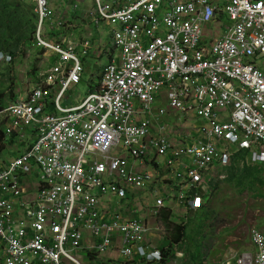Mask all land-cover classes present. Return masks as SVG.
<instances>
[{"label":"built area","instance_id":"2783aa9c","mask_svg":"<svg viewBox=\"0 0 264 264\" xmlns=\"http://www.w3.org/2000/svg\"><path fill=\"white\" fill-rule=\"evenodd\" d=\"M36 1L42 26L51 9ZM90 1L92 20L112 28L119 52L98 84L64 106L83 74L77 46L46 42L39 27L60 61L41 89L0 111L11 118L8 134L35 126L28 149L0 163V264L160 261L128 192L154 193V216L167 202L196 209L209 171L229 166L236 152L264 162V0ZM219 27L223 35L213 37ZM161 93L173 112L200 121L175 143L165 110L153 114ZM158 158L173 182L151 191L157 174L138 166ZM30 173L40 179L35 196L22 182ZM250 238L252 250L211 264H264V232L253 228Z\"/></svg>","mask_w":264,"mask_h":264},{"label":"rangeland","instance_id":"374dc122","mask_svg":"<svg viewBox=\"0 0 264 264\" xmlns=\"http://www.w3.org/2000/svg\"><path fill=\"white\" fill-rule=\"evenodd\" d=\"M52 1L56 6H63L60 0ZM70 1L72 3L70 7L75 11L69 20H73V17L84 18L85 13L92 9V3L89 1L77 4L73 0ZM21 2L25 7L29 4ZM75 6H78L77 10ZM31 7L33 9L34 5ZM53 18L56 16L54 15ZM80 24L85 29H76L74 39L79 40L83 33L87 37H90V33H94L93 42L95 38L100 39L101 45H104L110 53L109 28L106 26L97 27L88 19ZM48 31L51 29L46 20L44 38L50 39ZM59 32L65 34L63 27L57 25L54 33ZM223 33V28H220L214 31L213 37H220ZM31 36L32 38L24 43L23 53H18L19 55L9 63L3 62L2 64L0 62V104H7L16 96L24 94L29 88V84H33L37 79L39 72H42L50 64V58H47L45 49L37 46L36 42L34 43L33 34ZM69 36L71 35L69 34ZM95 54H98L99 57L89 56L83 60L85 74L80 85L72 87L67 92L69 104L76 105L81 102L98 84L99 76L108 63V57L104 54L100 55L99 51H96ZM114 54L116 53L114 52ZM260 66L264 67V58L260 60ZM36 68L39 70L36 71ZM63 103L68 104V101L64 100ZM157 108H168L163 94L159 96L153 114ZM178 115L170 113L169 116L163 118V122L171 128L174 138L179 133L190 136L194 130L187 123L193 125V123H198L199 119L188 118L182 122ZM24 132L27 136L26 142H17L15 138L7 137V150L0 153V162L10 161L14 156L24 153L28 149L32 142V130L25 129ZM248 164L245 161L243 164L239 161L231 162L228 168L219 172L223 178L214 175L207 182L208 192L204 195L205 197L203 196L199 209L189 214L188 219L184 222L186 238L180 245L170 247L169 253L172 257L167 262H143L134 259V263L131 264H211L219 262L231 254L252 250L251 230L257 228L264 232V165ZM245 172L246 178L243 175ZM29 182L34 184L38 183V180ZM132 193L138 195L139 191H132ZM199 195L202 196V194ZM115 201L113 199V202ZM142 201L148 202L147 196ZM140 207L143 209V206L140 205ZM144 213L146 212H142V217L145 218L148 227L153 230L157 223L159 228H163L152 233L153 238L157 237L152 242L155 247L162 249L171 245V230L167 229L165 225L162 226L155 218L147 217ZM184 214V209H177L173 218L177 223H181V219L184 220ZM111 257L117 260L116 256Z\"/></svg>","mask_w":264,"mask_h":264},{"label":"clouds","instance_id":"9594fccd","mask_svg":"<svg viewBox=\"0 0 264 264\" xmlns=\"http://www.w3.org/2000/svg\"><path fill=\"white\" fill-rule=\"evenodd\" d=\"M21 1L29 3L28 6L27 7L23 6V3ZM47 1H48V4H49V7L51 9V12H50V15L47 18H45V20L43 21L42 26L39 25V17H38V13L36 11V8H37V1L36 0H17L16 1L17 4L11 10V12L9 13L10 14L9 17L12 20H14L15 22L19 23V26L17 27V33H20V34L28 33L30 35L29 40H30V38H32L31 34H33L34 43L36 42L37 46H40L41 48H44L45 49V51L47 53V58L48 57L50 58V59L48 58L50 60L49 61L50 64L42 72H39V75H38L37 79H35V81H34L33 84L32 83L29 84V88L26 90V92L24 94H22L20 96L19 95L16 96L14 99H12L11 101L7 102V104H0V111L3 110L4 108H6L11 103H14V101H16L17 99H20V98L21 99L22 98L25 99L28 95H30L32 93L33 90L41 89L40 86H42V85H40V84L43 83V75L47 71H49L51 68L55 67V65L58 64L59 61H60L59 56H56L50 48H48L47 46H45L43 43L40 42L39 37H38L39 27H40V38L42 40H45L46 42H50V43H54V44H59V43H63L64 40H69V41H72V42H74L76 44V46H77V52H78V55H79L80 60H81V65L83 66V74H82L81 82H82L83 76L85 74V67L83 65V60L85 58L91 56V54H93L92 51H93V48L94 47L99 48L98 47V44L101 45V40L100 39H96L95 38V41L93 42L94 33H90V37H88V38L81 37L79 39L80 41L73 38L74 32H75L74 29H73V23H74L75 19L69 20V18L71 17V15L74 13L75 10L71 9L70 6L72 5V3H71L70 0H60V3L63 5L61 7L60 6H56L52 0H47ZM73 1H75L76 4L78 2H81V3H85L87 1L91 2L90 0H73ZM91 3H92V9L89 12L85 13L84 17H86V19H84V18L83 19L85 21H87V19H88L90 21V23H93V24L97 25V27H100V26L105 27L106 26L107 28L110 29V45H109L110 46V53H108V49L104 45L103 46L101 45L103 48L102 49H99V54L100 55H103L104 54V55H106L108 57V63L107 64H109L112 59L119 58L118 49H115L113 47V30H112L111 27H109L107 25L97 24L96 22H94L92 20V18H91V12L94 9V4H93V2H91ZM31 5H34L33 9L31 7ZM67 6H69L68 11H69V14L70 15H66L65 14V10H66V7ZM75 9L77 10L78 9V6H75ZM58 12H62V14H59ZM54 15L56 16V18H53ZM31 17H32V19H31ZM46 20L48 21L49 27L51 29V31H48L49 33H47L48 36L50 37V39L44 38V36H45L44 35V30H45V21ZM80 23H82V22H80ZM57 25L63 27V30H65V34H62L60 32L59 33H54L55 27ZM30 28L32 29V32H29V29ZM220 28H222V27H219V29ZM69 30H71V31H69ZM214 31H213V33H214ZM69 34L71 36H69ZM82 38H86V39H82ZM26 41L27 40H24V41H12L9 45H6V47H7L6 49L0 50V62L2 64H3V62L9 63L13 59H15L16 56L19 55L18 53H20V54L23 53L24 52V43ZM77 41H79V42H77ZM96 41H98V42H96ZM86 43H89L90 45L86 48V53H85V47L84 46H85ZM96 48H95V50H96ZM95 50H94V52H95ZM114 52L116 54H114ZM93 57H95V56H93ZM95 58H98V57H95ZM257 65H259V67L261 69H264V67H261L260 66V61L257 62ZM35 70L37 71L39 69L36 68ZM98 82H99V80H98ZM80 83L78 85H80ZM78 85H74L72 87H76ZM58 93H59V90H57L56 93L55 92H52L51 95H50V97L48 98V102H47L48 111H50L52 114H54V110L52 109V106H53V104L55 102V99H56ZM161 94H163V93H161ZM66 97L68 99H66L64 97V99L62 100L61 103L64 106H68V107L75 106V105L69 104V97L68 96H66ZM64 100H66V102L68 101V104L67 103L64 104L63 103ZM158 101H159V98L157 99V102ZM81 102H79L77 104H80ZM156 103H154V106L152 107L153 108L152 109L153 111L155 110V104ZM167 105H168V103H167ZM159 109H163V108H157V111ZM163 110H165V112H166V114L163 116V118L169 116L170 113H172L173 115L174 114H179L177 112H173L169 108V105H168V108L167 109H163ZM178 116L180 117V119L182 120V122L185 121V120H187L188 118L189 119H192V117H185V116H182L180 114ZM162 121H163V119H162ZM164 124H166V123H164ZM187 124L192 129L194 126H197L198 124H200V121L198 123H196V124L193 123V125L192 124H189V123H187ZM11 125H12L11 118L10 117H6V116H3L2 114H0V130H2L3 131V134H4V139H5L4 146H5L6 150H7V141H6V139H7L8 136H11L12 137L13 135H16V138L15 139H16L17 142H26L27 141V136H26L24 130L25 129H31L32 130V138L34 137V133H35V126L34 125L24 126L22 128V131L16 130V131H13L12 134H8L7 133V129ZM20 132H23V134H24V137L23 138L20 137L21 136V133ZM27 132H29V131L27 130ZM179 134H181V133H179ZM179 134H177V135H179ZM168 136L170 138V141L172 143H175V139L177 137L174 138L173 133H171V128H169V127H168ZM236 153H239L236 161H239V162H241L243 164L245 154L242 155L241 152H236ZM18 155L19 154H17L16 156H18ZM234 155H232V157H231V162L232 163L236 162V161H233V156ZM16 156H14L13 158H15ZM239 157H241V158H239ZM7 162H9V161L0 162V163L3 164V163H7ZM231 162H230V165H231ZM145 164H146V166H144V167H139L138 166V168L139 169H144V170L152 173L154 176H155V173L157 174L155 176L156 177V181H154L153 185L150 187V190L151 191L154 190L153 187L155 189L160 188L161 190H163V185H168L171 182H173L172 176H170V175H167L166 178H163L164 172L162 170V166L163 165H162V159L161 158H158L157 161L154 162V163H152V164H150L148 161H146ZM255 164L264 165V162H262V163H249L248 165H255ZM229 166H227L225 168H222V169H220V168H214L212 171H209V175H211V176L209 177V180L208 181H210L213 178L214 175H217L219 178H223V175H220L219 172H221L222 170L228 168ZM147 168H149V169H147ZM30 180H38V183H34L33 184V183L29 182ZM22 182H23V186L25 187V189L27 191V194L29 196H35L36 193H37V190H38V186H39V183H40V179L38 177H36L34 173H30L29 175H27L26 177L23 178ZM206 184H205V186H204L203 189H198L197 190V196L200 199V205L202 203L203 196L208 192ZM199 194H202V196H200ZM129 196L132 199H134V201L132 202V204L136 205V207L138 209V217L145 224H146L145 218L142 217V215H143L142 212H144V211L146 212V213H144V215H146L149 218H155V220H158V222L163 226L164 223L161 220L162 212L169 213V217L171 218V221H173V223H177L174 220V218H173L174 217V212L177 209H184L185 210V214H184L185 217H184V220L181 219V223H184L186 221V219H188L187 216L189 214H191L192 212H196L199 209V207H200V205H199V207L196 208V209H191V208H186L185 209V208H180V207H176V208L174 207V208H172L171 206L173 205V203L171 202V206H170V204H169L170 202H167L166 203V208L160 209L159 212H158V214L154 216V215L151 214V209H152L153 202H154V193L151 194L150 192H147V191H139V194L138 195H135L132 192H128V197ZM145 196H147L148 202L142 201V199ZM140 205L143 206V209L140 207ZM168 206H170V207H168ZM177 224H179V223H177ZM147 227H148V225H147ZM148 228L150 229V235L148 236V239L151 242H153V240L157 238V237H154L153 238V235H152L153 231L155 233V232L163 229L162 227L159 228V225L157 223L155 224V227L153 228V230L150 227H148ZM156 228L158 230H155ZM167 247H169V246L163 247L162 249L157 248V249H159V251H160V253L162 255L160 261H146V260H141V261H143V262H160V263L167 262L172 257L170 253H168L167 256L164 257L163 250L164 249H167ZM134 261L135 260H131V261H128V262L122 263V264L134 263Z\"/></svg>","mask_w":264,"mask_h":264},{"label":"trees","instance_id":"16d2710c","mask_svg":"<svg viewBox=\"0 0 264 264\" xmlns=\"http://www.w3.org/2000/svg\"><path fill=\"white\" fill-rule=\"evenodd\" d=\"M17 2L15 0H0V50L6 49V45H9L12 41H29L30 35L28 33L20 34L17 33V27L19 23L12 20L10 16L11 10L15 7ZM32 19V17H31ZM29 32H32V29H29ZM18 34V35H17ZM16 138V135L12 136ZM5 139L3 131L0 130V153L5 151L6 148L4 146ZM239 153H236L233 156V161H236ZM243 166V165H242ZM247 172V171H246ZM246 172L243 174L246 178ZM249 177V176H247ZM161 220L167 229L171 230V240L169 247L163 250L164 257L170 252L171 246H178L181 242H183L186 238L185 234V223H173L171 218L169 217V213L162 212ZM131 264V263H129Z\"/></svg>","mask_w":264,"mask_h":264},{"label":"crops","instance_id":"0c3cea01","mask_svg":"<svg viewBox=\"0 0 264 264\" xmlns=\"http://www.w3.org/2000/svg\"><path fill=\"white\" fill-rule=\"evenodd\" d=\"M68 8H69V6H67L66 7V10H65V14L66 15H70L69 14V11H68ZM60 11V10H59ZM59 14H62V12H58ZM74 15V13L71 15V16H73ZM73 19H75V21H74V23H73V29H74V31L76 30V29H84L83 27H82V25L80 24V20H81V22L84 20V19H86V17H84V19L83 18H78V17H73ZM78 24V26H76ZM69 31H71V30H69ZM82 37H86V38H88L87 36H85L84 35V33L82 34ZM86 38H82V39H86ZM80 41V40H79ZM79 41H77V42H79ZM98 47L99 48H96V47H94L93 48V54H91V56H95V57H99V55L98 54H95V52L98 50L99 51V49H102L103 47L100 45V44H98ZM95 48H96V50H95ZM94 50H95V52H94Z\"/></svg>","mask_w":264,"mask_h":264}]
</instances>
